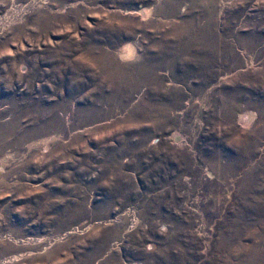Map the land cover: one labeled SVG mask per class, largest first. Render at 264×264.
<instances>
[{
  "label": "rangeland",
  "instance_id": "rangeland-1",
  "mask_svg": "<svg viewBox=\"0 0 264 264\" xmlns=\"http://www.w3.org/2000/svg\"><path fill=\"white\" fill-rule=\"evenodd\" d=\"M0 264H264V0H0Z\"/></svg>",
  "mask_w": 264,
  "mask_h": 264
},
{
  "label": "bare ground",
  "instance_id": "bare-ground-1",
  "mask_svg": "<svg viewBox=\"0 0 264 264\" xmlns=\"http://www.w3.org/2000/svg\"><path fill=\"white\" fill-rule=\"evenodd\" d=\"M128 52V51H127ZM133 52V51H132ZM128 56V55H127ZM125 58V57H124Z\"/></svg>",
  "mask_w": 264,
  "mask_h": 264
}]
</instances>
